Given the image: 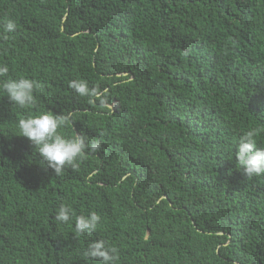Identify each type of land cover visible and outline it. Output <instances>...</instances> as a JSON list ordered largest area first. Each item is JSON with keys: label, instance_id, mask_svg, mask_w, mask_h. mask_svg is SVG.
Returning <instances> with one entry per match:
<instances>
[{"label": "trees", "instance_id": "1", "mask_svg": "<svg viewBox=\"0 0 264 264\" xmlns=\"http://www.w3.org/2000/svg\"><path fill=\"white\" fill-rule=\"evenodd\" d=\"M0 63L40 84L0 93V264H264V175L235 162L264 147V0H0ZM47 111L101 145L59 176L17 127Z\"/></svg>", "mask_w": 264, "mask_h": 264}, {"label": "clouds", "instance_id": "2", "mask_svg": "<svg viewBox=\"0 0 264 264\" xmlns=\"http://www.w3.org/2000/svg\"><path fill=\"white\" fill-rule=\"evenodd\" d=\"M14 21L9 20L3 26L4 33H11L16 29ZM9 68L7 64L0 63V93L8 102L20 109L31 105L34 100V91L40 87L35 79L20 77L7 78ZM69 87L79 96L91 95V90L86 81L73 80ZM72 121L67 115L54 114L47 111L36 116H29L18 121L19 136L26 138L36 151L38 162L51 169L54 176L61 175L65 167L73 169L79 166L78 161L87 153H95L100 148V143L89 141L86 134L75 133L71 138H65L58 131L62 127H69ZM258 129L252 128L239 137L236 144L235 162L243 170L247 178L264 175V147L257 146ZM72 209L66 205H60L54 219L59 223H67L71 219ZM100 221L96 212L87 216L80 215L75 220V230L79 234L94 230ZM89 257H102L104 264H111L114 259L107 251L102 250L100 245H94L87 252Z\"/></svg>", "mask_w": 264, "mask_h": 264}]
</instances>
